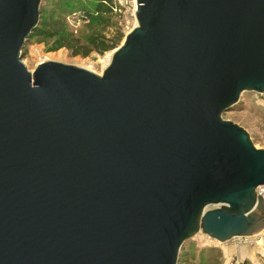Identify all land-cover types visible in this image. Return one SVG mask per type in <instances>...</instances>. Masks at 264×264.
<instances>
[{"label":"water","instance_id":"1","mask_svg":"<svg viewBox=\"0 0 264 264\" xmlns=\"http://www.w3.org/2000/svg\"><path fill=\"white\" fill-rule=\"evenodd\" d=\"M42 2L0 0V264H177L264 230V150L222 120L264 94V0H136L101 75L27 70Z\"/></svg>","mask_w":264,"mask_h":264},{"label":"rangeland","instance_id":"2","mask_svg":"<svg viewBox=\"0 0 264 264\" xmlns=\"http://www.w3.org/2000/svg\"><path fill=\"white\" fill-rule=\"evenodd\" d=\"M54 1L43 0V9L55 10ZM114 1L116 7L109 21L110 26L100 27L87 22L71 26L67 23L68 29L80 39L82 45H86V40L92 34L109 39L116 36L119 31L123 36L120 46L125 36L135 27L133 7L128 0ZM50 47V42L47 44L33 40L28 42L21 58L28 71L33 72L38 64L51 61L69 66L76 65L101 75L110 61L111 51L103 55L92 51L86 58H82L73 56L71 51L65 48L51 52ZM222 120L242 128L248 134L254 148L264 150V94L243 93L239 103L222 115ZM177 264H264V230L253 237L235 238L222 244L198 233L183 244Z\"/></svg>","mask_w":264,"mask_h":264},{"label":"trees","instance_id":"3","mask_svg":"<svg viewBox=\"0 0 264 264\" xmlns=\"http://www.w3.org/2000/svg\"><path fill=\"white\" fill-rule=\"evenodd\" d=\"M53 4V11H46L41 7L39 25L32 32L22 52L32 40L46 44L50 42L51 52L65 48L71 51L73 56L82 58H86L92 51L103 55L119 46L123 38L119 31L109 39L92 34L86 40V45H82L80 39L68 29L66 21L68 15L77 14L84 15L86 19L83 22L91 25L110 26L109 21L116 7L114 0H55Z\"/></svg>","mask_w":264,"mask_h":264},{"label":"built area","instance_id":"4","mask_svg":"<svg viewBox=\"0 0 264 264\" xmlns=\"http://www.w3.org/2000/svg\"><path fill=\"white\" fill-rule=\"evenodd\" d=\"M129 4L132 5L133 7V13L135 12V7H136V0H128ZM86 18H84V15H77V14H72L68 15L66 17V21L68 24L71 26H77V24L82 23ZM256 193L264 197V187H260L256 190Z\"/></svg>","mask_w":264,"mask_h":264},{"label":"bare ground","instance_id":"5","mask_svg":"<svg viewBox=\"0 0 264 264\" xmlns=\"http://www.w3.org/2000/svg\"><path fill=\"white\" fill-rule=\"evenodd\" d=\"M109 60H110V56H109Z\"/></svg>","mask_w":264,"mask_h":264}]
</instances>
